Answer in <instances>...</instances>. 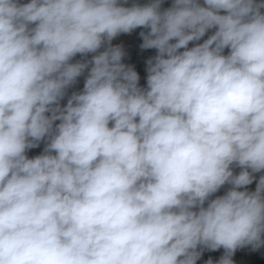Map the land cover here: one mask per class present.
<instances>
[{
    "label": "clouds",
    "instance_id": "1",
    "mask_svg": "<svg viewBox=\"0 0 264 264\" xmlns=\"http://www.w3.org/2000/svg\"><path fill=\"white\" fill-rule=\"evenodd\" d=\"M127 4L0 0V264H196L220 248L234 264L264 246V175L247 189L264 172V0ZM137 28L156 50L146 87L112 44Z\"/></svg>",
    "mask_w": 264,
    "mask_h": 264
},
{
    "label": "crops",
    "instance_id": "2",
    "mask_svg": "<svg viewBox=\"0 0 264 264\" xmlns=\"http://www.w3.org/2000/svg\"><path fill=\"white\" fill-rule=\"evenodd\" d=\"M139 3L141 5L143 4H146V3H149L151 2V0H128V4L127 5H131L132 3ZM199 2L201 4H203V0H199ZM134 31H136L138 33L137 35V38H136V41H135V44L133 46V48L130 50L128 47L126 46H123V49H124V52H125V55L123 57V60L122 62L128 66H131L134 68V70L138 73L139 75V85L141 87H146L147 86V61L151 58V57H154L156 55V50L155 49H142L140 47V45L142 44V37L140 36V32L141 31H147V29H143V28H137L135 29ZM212 32V30L209 31V33H207L205 35V37H203L201 39V41L199 42H203V39H207L208 35H210ZM190 47L193 46L192 45V42H190ZM92 54H89L88 57L86 58H82V59H90ZM79 81V83H77L75 85V87L73 86L74 90L71 91L72 89H68V95L64 98V100L61 101V104H66L67 103V98L68 96H70L72 94V92H78V91H81L83 89V84L81 83L80 81V77L77 79ZM71 91V92H70ZM58 123V121H57ZM241 169L239 167H234L233 168V171H234V174H239V171ZM261 175H264V172H261V173H257L255 176L256 178L258 176H261ZM231 186L229 185L227 188L225 189H220L217 193H215L213 195V197L211 198H215L216 196H221V195H224L225 192L230 188ZM242 249V248H240ZM216 254L215 256H222L224 255V249L223 248H220V249H217L215 250ZM201 256H213V254L210 253V251L206 252V249H203L202 250V253H201ZM239 256L238 254L234 253V255L232 257H237Z\"/></svg>",
    "mask_w": 264,
    "mask_h": 264
},
{
    "label": "rangeland",
    "instance_id": "3",
    "mask_svg": "<svg viewBox=\"0 0 264 264\" xmlns=\"http://www.w3.org/2000/svg\"><path fill=\"white\" fill-rule=\"evenodd\" d=\"M129 6V5H126ZM138 33L136 31H132L130 34H121L119 36H117L116 38L113 39L112 44L113 45H121L128 47L130 50L133 48L136 38H137ZM79 83V81L77 80V82L73 85L75 87V85ZM73 86L70 88L72 89L71 91L74 90ZM70 91V92H71ZM45 147V142H40L38 147L32 148L30 150L27 151V155L29 156V158L37 156L39 154H41L43 152V149ZM260 176H258L256 178V180L253 181L252 184L247 186V189L249 191H254L256 188V181L259 179ZM229 185H225L222 188L225 189L227 188ZM221 188V189H222ZM243 190V189H241ZM210 251L211 254H213V256H200V258L196 261V264H207V262L209 260H211L213 262V264H217V262L220 260V258L223 256H215L216 252L213 250H209L206 249V252ZM224 254V253H223ZM232 260L235 261V264H248V261L246 259H240L238 257H232Z\"/></svg>",
    "mask_w": 264,
    "mask_h": 264
},
{
    "label": "trees",
    "instance_id": "4",
    "mask_svg": "<svg viewBox=\"0 0 264 264\" xmlns=\"http://www.w3.org/2000/svg\"><path fill=\"white\" fill-rule=\"evenodd\" d=\"M235 253L239 255L238 258L246 259L248 264H264V246L257 250H253L250 246L239 248Z\"/></svg>",
    "mask_w": 264,
    "mask_h": 264
},
{
    "label": "built area",
    "instance_id": "5",
    "mask_svg": "<svg viewBox=\"0 0 264 264\" xmlns=\"http://www.w3.org/2000/svg\"><path fill=\"white\" fill-rule=\"evenodd\" d=\"M19 2H20V3H28V2H30V0H19ZM172 3H173V0H162V5H161L162 10L171 7ZM225 52L227 53V49L225 50ZM81 59H82V57L78 54V55L74 58V61H73V62H75V60H81ZM90 59H91V57H90ZM86 75H87V72H85L84 75L80 76V81H81V83H82L83 85H84V80H85ZM240 171H241V170H240ZM240 171H239V172H240ZM256 174H257V173H256ZM256 174H255V175H256Z\"/></svg>",
    "mask_w": 264,
    "mask_h": 264
}]
</instances>
